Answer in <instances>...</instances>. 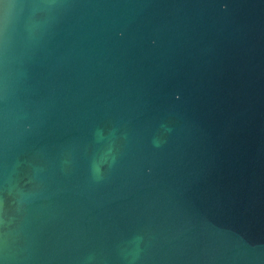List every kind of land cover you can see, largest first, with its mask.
I'll use <instances>...</instances> for the list:
<instances>
[{"label":"water","instance_id":"1","mask_svg":"<svg viewBox=\"0 0 264 264\" xmlns=\"http://www.w3.org/2000/svg\"><path fill=\"white\" fill-rule=\"evenodd\" d=\"M0 264H264V0H0Z\"/></svg>","mask_w":264,"mask_h":264},{"label":"clouds","instance_id":"2","mask_svg":"<svg viewBox=\"0 0 264 264\" xmlns=\"http://www.w3.org/2000/svg\"><path fill=\"white\" fill-rule=\"evenodd\" d=\"M153 143L159 147L161 144V141L156 139L153 141ZM37 187H39L37 185ZM8 195L12 198L11 199V206L14 210V212L19 213L23 210L24 204L26 201L31 199L35 193L34 192H25L24 189L20 186H18L15 183H10L8 187ZM5 212L7 214V209H5Z\"/></svg>","mask_w":264,"mask_h":264}]
</instances>
